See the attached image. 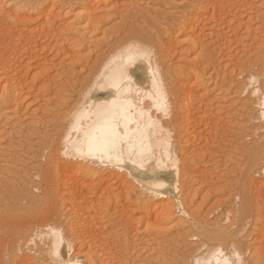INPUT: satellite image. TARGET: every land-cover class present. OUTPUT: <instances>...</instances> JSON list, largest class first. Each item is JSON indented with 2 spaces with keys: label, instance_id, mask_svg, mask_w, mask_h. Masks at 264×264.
I'll return each mask as SVG.
<instances>
[{
  "label": "rangeland",
  "instance_id": "rangeland-1",
  "mask_svg": "<svg viewBox=\"0 0 264 264\" xmlns=\"http://www.w3.org/2000/svg\"><path fill=\"white\" fill-rule=\"evenodd\" d=\"M17 1L0 0V12L10 9ZM52 5L49 18L46 17L43 23L40 20L29 21L26 26L30 27H26L25 31L16 30L18 37L14 33L15 37L12 38L15 39L12 42L17 44L14 43L16 45L14 46L19 47L15 48L17 52L14 49L16 54L14 52L13 55L12 50L9 52L13 55H11L12 63L10 64L12 68L9 67L12 71L9 84L11 83L10 91L12 89L17 93L13 92L15 97L12 93L9 94L10 96L6 94L8 101L3 99V103V94L0 90V110L6 108L1 112L4 113V121L0 120V210L11 208V202L20 199V194L28 189L32 195L40 192L34 187L35 183L43 181L44 174L39 171L43 168L47 169L53 157L60 156L58 151L52 150V140L68 127L71 114L75 113L79 107L81 108L80 105L87 100L89 89L96 76L102 71L103 65H106L104 63L109 61L112 55L115 56V52L117 54L126 49L128 44L141 42L143 46L145 44L148 49L152 50L150 60L153 55L155 59L152 58L151 62L156 61L160 67V70L158 67L159 74L160 76L163 74L164 85L172 103L171 107L178 108L180 117L183 114L181 118L186 120L184 122L180 118L184 123L180 122V119L178 122L181 125L184 124L182 128H187L183 134L179 124L180 131L183 132H180L182 135L179 136L187 144L188 157L193 156L189 158L193 172L187 177L189 178L187 180L191 181L189 184L192 183V185L184 199L187 203V212H190L191 214H188L193 218L189 219L187 215H182L181 218L179 215L171 221H166L161 218L162 216L157 217L163 212L159 208V212H156L158 215L147 217L148 220L147 215L142 213L143 211L135 209L133 203L135 195L126 197L125 193H122V178L121 181L116 180L120 184L115 182L114 178L111 182L107 180L106 184L110 182L107 188L104 183L103 186L83 190V194L81 190L77 191L75 192L77 200L74 198V201L77 206L83 205L80 207L86 215H83L82 211L80 214L87 222L86 228L90 225L88 222H91V228L96 224V228L95 226L92 228L94 231H91L90 227V232L89 228L85 231L87 234L89 232V237L93 235L94 238L90 240L88 237L87 239L84 233L88 241L93 243L103 238V242L106 240L108 243H114L117 239L121 246H125L121 247L117 243L116 245L103 243L107 246L111 245V250L108 247L109 251L113 250V253L118 254L117 259L114 257L115 254L108 251L110 255L107 254L106 257L109 259L114 257L115 260L113 258L114 261H111L104 257L103 259L108 260L105 259L106 264H113V262L114 264H119L118 262L120 264H187L182 259V254L189 246L194 245V241H198L197 232H202L206 228L207 231L210 229L209 232L213 230L230 233L236 228L233 223L234 214L242 218L245 216L243 210L246 213L250 209L240 207L243 216L237 207L238 183L245 172L247 162L264 155V129L254 131L255 128H252L255 125L257 127L261 122L264 124V121L247 122L250 108L247 106L248 102H245V100L248 101L247 97L238 93V80H241L245 74V68L243 75L241 74L244 66L246 70H258L264 73V0H95V2L94 0H48L39 9L52 7ZM25 13L27 12L21 13L23 14H20L21 16L18 15L20 16L19 22L24 20L26 23V17L29 15L25 16ZM216 33L222 35V39ZM215 39L221 40L216 41ZM212 54L213 59H209L210 63L206 58ZM10 55H8V60L11 61ZM133 69L138 72L142 71L139 75L141 80H146V76L150 75L142 63L136 64ZM222 71L229 73L230 83L223 79L227 73L220 76ZM221 78L223 80L220 83ZM227 86L232 89L229 90ZM227 89L229 91L225 93ZM10 91L8 88L6 93ZM11 95L13 101L10 103ZM239 95L241 97H238ZM5 113L10 117L6 119ZM168 115L170 114H167V117L164 115L162 120L164 119L165 124L167 122L166 125L169 126L172 118ZM49 149L54 155L50 154ZM260 177L257 174V178L260 179ZM115 178L118 179L117 176ZM50 179L53 180L51 175ZM51 183L53 181L50 180V184H45L49 192L56 188L52 186L51 189ZM102 187L106 188L104 192L101 190ZM108 187L110 189L112 187L114 191L109 190ZM92 189L93 192H91ZM95 189L100 192L98 193ZM263 189L253 188L249 192L250 197L252 196L250 207L252 205L255 209L251 207L254 211L252 216L249 210V213H246V215L250 214L249 218L244 217L246 219L244 223L247 222L246 225L249 226L247 231L249 230L248 233L251 235L243 238L246 244H251L253 250H256V255L261 257L259 264H264L262 254L264 253ZM72 194H67L65 198L75 197ZM40 198H42L41 202L45 199ZM41 202H39V208ZM24 204L23 200L22 205ZM233 211H235L234 214ZM228 216L230 219L227 218ZM108 219L113 220L114 223L108 222ZM111 233L114 235H112L113 242L109 241L112 237L109 236ZM105 234H108L106 239ZM243 235L246 234L243 233ZM120 236L121 243L119 242ZM96 237L98 240H95ZM97 245L98 242L93 246L97 248ZM112 245H115V249L119 246L120 249H117L121 251L114 250ZM122 250L123 252L125 250L126 258L122 256ZM119 255L123 261L119 259Z\"/></svg>",
  "mask_w": 264,
  "mask_h": 264
},
{
  "label": "bare ground",
  "instance_id": "bare-ground-1",
  "mask_svg": "<svg viewBox=\"0 0 264 264\" xmlns=\"http://www.w3.org/2000/svg\"><path fill=\"white\" fill-rule=\"evenodd\" d=\"M47 2H48V0H18L15 3V5L11 6L10 9L5 10L3 12H0V90L2 91V94H3V96H2V102L3 103H4L3 99L8 101L6 94L9 95L11 93L13 94V92H14V90L12 91V89L10 91V88H11L10 84L11 83L9 84V82L11 81L10 78H12V77H9L11 75L10 72H12V71H10V68H12V67H10V64L12 63L11 55L15 52L14 49L18 48L19 46L15 47L17 44H16V42H14L16 44L15 45L12 42L15 40V39L13 40L12 38H14L15 35L18 37V35L16 34L18 32L16 30H18V31L19 30H24V31L27 30L29 25L26 26V24H28L29 21L40 20L43 23L45 21L46 17L49 18L48 15L51 12L53 5H52V7H45L44 9L42 8V10L39 9V8H41V6H43ZM94 2H95V0H94ZM196 7H198V6H196ZM37 11L39 13H37ZM24 12H27V13H25V16H26V14L29 15V17L27 16L28 18L26 17V19H27L26 23L24 22V20L22 21L21 19L20 20L22 22L21 21L19 22V18L21 15L24 14ZM199 12H201V11H199ZM21 13H23V14H21ZM18 15H20V16L18 17ZM33 16H36V17L31 18ZM186 17H188V16H186ZM213 18H215V17H213ZM47 20H49V19H47ZM47 20H46V22H47ZM194 21H195V18H194ZM211 21H212V19H211ZM217 21H219V20H217ZM192 25H194V24H192ZM217 26H215V27L217 28ZM202 27H204V26H202ZM191 29L192 28H190V30ZM29 32H31V31H29ZM191 32H193V31H191ZM14 33H15V35H14ZM193 34H195V33H193ZM216 35H218L220 38L223 37L222 35H219V33H216ZM21 36H23L22 33H21ZM213 36H215V35H213ZM20 39H21V37H20ZM189 39H191V38H189ZM221 39H219V40L215 39V40L220 41ZM135 42H133V43H135ZM136 43L137 44H135V45H138L140 48H147L148 47L147 45H146L147 46L146 47L145 44H144V46H145L144 47L141 42L140 43L136 42ZM194 44H195V42H194ZM130 45H133V44H128L127 47L125 46L126 49L121 48V49H123L122 52L117 53V54L115 52V56L112 55L111 59L109 61H107L106 63H104L106 65H103L102 71L99 72V74L96 76L95 80L93 81L92 87H91V89H89L90 92L87 91L89 93L87 94V100L85 101L86 103L85 102L82 103V105L83 104H86V105L85 106L80 105L81 108L79 107L80 109L78 108L75 113L71 114L68 127L63 132L59 133V135L55 139L52 140V146H53L52 150L58 151L60 153V156L59 157L56 156L57 158L56 157L54 158L53 156H51V157H53L51 159V161H49L50 162L49 164H51V165H47L48 166V167H46L47 169L43 168L39 171V172L44 174L43 175L44 177L42 176L43 181H41L40 183L37 182V184L35 183L34 187L36 188V190H39L40 192L37 193L36 195H32L28 189V191H24L22 194H20V199L11 202V204H12L11 208L12 209L9 208L8 210H0V264H97L98 262H100V264H103V261H104V264H106L105 261L107 259L112 261L114 257L117 258L118 254L113 253L114 252L113 250H112V252L109 251L111 245H108V246L104 245L106 243L107 244L111 243V242L108 243L105 240L106 236L110 232H108V234H105V239H104L105 241L104 242L102 240L103 239L102 237H101L102 239H99V240H102V242L101 241L99 242L97 237L95 240H98V241H96V242L93 241V243H92V241H90L91 238H94L93 235H91L92 237L91 236L89 237L91 222H88L90 225L87 226L88 228L89 227L90 228L89 229L86 228L87 222L83 217V215L85 213L81 210V207H80L83 205L77 206L75 203L76 201H74V198L77 200L75 192H77V191L79 192L81 190L82 194H83V190L87 191V190H89V187H92V188L96 187L97 188V187L103 186L107 180L111 182V179H113V178L115 179L114 180L115 182L121 181V180L123 181V182H121V183H123L122 193H125L124 195H126V197L135 195L134 196L135 198L133 201V203L135 205V209L140 210V212L143 211L142 213H144V215H147L146 218L157 216L158 214H156V212L157 213L159 212V208H161V210L163 211L161 213H164V214L161 215V213H160L157 217L160 218L162 216L161 218L163 220L166 219V221H168V220L171 221V220L177 218V216H179V215L181 216V218L183 217L182 215H187L188 216L187 218H189V219L192 217V215H190L191 213L187 212V210H188L187 206H186L187 203L184 200L185 195L188 192V189H191V185H192V183H191V185L189 184L191 181L189 182L187 180L189 178H187V177L193 171H191V164H190V160H189V158L191 156L188 157L189 154L187 155V152H188L187 151V144L185 142H183L180 138L181 136H179L181 133H183L187 129V128L186 129L182 128L184 126V124L181 125V123L178 122V120L181 117H183V114H181V117H180L179 109L176 107H173V108L171 107L172 103L170 101L169 92L164 85L165 80L162 78L163 74L161 76L159 74L160 67L158 66V64H156V61L153 60L151 62L152 58H154V55L151 58V60H150V58H144V57L138 55L135 52V50L129 51L128 49H129ZM220 45L222 46L223 43ZM13 46H14V48H13ZM25 47H27V45ZM10 50H12L11 55L9 53V52H11ZM15 50L17 52V49H15ZM16 52L14 54H16ZM151 54H152V52H151ZM8 55H10L9 57L11 58V61H10V59L8 60ZM155 57H156V54H155ZM209 57L206 58V59H208V61H210L209 59H213V58H211V57H213V54ZM158 62H159V60H158ZM138 63L144 64L146 66V72L150 74V75L148 74L149 76H146V78H145L146 80H141L139 78V75H141L140 73L142 72L141 70H140L141 72L140 71L138 72L136 69L135 70L133 69V67ZM210 63H211V61H210ZM215 63H216V61H215ZM212 64H213V62H212ZM139 66L141 67V65H139ZM158 67H159V70H158ZM244 68H245L246 72L244 71ZM238 71L240 73V70H238ZM243 71L245 73L244 75L242 74ZM257 71L256 70L252 71L250 69L246 70L245 66L243 67V70L241 69V74L243 76H242L241 80H238V93L240 95L244 94L248 99V101L245 100V102H248L247 106L250 108L249 109L250 110L249 117H248V115L246 116L249 118V120H247V122H249V121L252 122V121L258 120V122L260 123V121H264V73L262 74L263 71H261V73H260V71H258V72ZM224 72L225 73H223V71L221 72L222 73L220 75L221 77L223 74L227 73L226 71H224ZM160 73H161V71H160ZM228 74L229 73H227L226 75L229 77ZM226 75H224L226 78L223 77V79L230 83V77L228 78ZM232 76H233V74H232ZM238 76H239V74H238ZM142 77H143V75H142ZM19 78L21 79V77H19ZM223 79L221 78L219 80L220 83H221V80H223ZM197 80H199V79H197ZM154 81L156 82V85H154ZM226 81H224V82H226ZM183 82H184V80H183ZM207 82H209V81H207ZM235 82L237 83V81H235ZM217 83H219V82H217ZM227 83H225V84H227ZM115 84L120 85V91L119 92H117V89L114 86ZM18 86H20V85H18ZM192 87H194V86H192ZM8 88H9L10 93L9 92L6 93ZM235 88H237V87L235 86ZM228 89H229V87H228ZM228 89H227V92H225V93H228V91L231 90L232 88L229 90ZM193 90H194V88H193ZM17 91H18V89H17ZM205 91H206V89H205ZM233 94L236 95L235 93H233ZM240 95L238 97H241ZM13 96H14V94H13ZM13 96L11 95V99L9 98L10 103H11V101H13L12 100ZM236 97H237V95H236ZM217 99L219 100V98H217ZM15 100H17V99L15 98ZM211 100H213V99H211ZM113 101L117 102V104L114 106V108H115V111L118 114H120L121 116L123 115V113L121 111V103L124 104L125 108H127L130 105V109L127 112V119L126 120L123 118L121 119V122H120L121 133L120 134H121V136L125 137L126 141H131V142L130 143L124 142L120 145L121 151L119 153V159L118 160L115 158V154H114V159L111 162L107 161V159H105L104 162H101V160L99 158H97L96 156H90V155L86 154L88 151L86 133L89 132L93 127H95L96 120H97V109H98V107L101 105L113 106ZM208 103H210V101ZM176 105H178V104H176ZM180 106H181V102H180ZM241 106H243V104H241ZM201 107H202V105H201ZM248 107H247V109H248ZM14 108H16V107H14ZM5 109L2 108L0 110V120H3V121H4V118H3L4 113H1V112L4 111ZM181 112H182V110H181ZM183 113H185V112H183ZM167 114H170L168 116L169 117L171 116V118H172L171 124L169 126L166 125L167 122L165 124V122L163 121L164 119L162 120V117L164 118ZM6 117H10V116L7 115V116H5V118ZM181 119L184 121L183 118H181ZM181 119L179 121L183 122ZM189 120H190V117H189ZM179 124L181 125V129L183 132L180 131V125ZM252 128H255L254 131L255 130L258 131V130L264 129V124H262V122H261V124H258L257 127L255 125ZM183 129H185V130H183ZM57 130L59 131V129H57ZM57 130H56V132H57ZM183 134H185V132ZM184 141H186V140H184ZM50 145H51V143H50ZM49 147H51V146H49ZM77 148H80L85 153V155L81 156V155L77 154L76 153ZM66 150H68V152H69L68 155H65ZM49 152H51V150ZM50 154L54 155L52 152ZM259 157L260 156H258V158H254L251 161L247 162L248 164H247L246 168L244 169L245 172H244V174H242L241 180L238 183L237 195L239 197V201L237 202V207L239 208V211H240V207L241 208L247 207L248 209L250 208L249 210L251 213V215L250 214L246 215L247 212L249 213V210H247L246 213H244V210H243V214L245 215L244 216L240 211V213L244 217H248L249 215L252 216V213L254 212L252 210V208H254V207L252 205H251L252 208L250 207V201H251L250 198L252 196L250 197L249 192L251 190H253V188H255V189L264 188V155L261 156L260 158ZM119 171L121 172L120 175H119ZM37 174H39V173L37 172ZM257 174L261 177L263 176V180H261V177H260V179H258ZM50 175H51V178H53V180L50 179ZM116 176L118 177L119 180L115 178ZM190 177H192V176H190ZM50 180H51V182L53 181V183H51L52 185L50 186L51 189H52V186L56 187L55 188L56 190L53 189V190H51L53 192L50 191L51 193L48 191L47 186L45 185L46 183L50 184ZM110 182L107 184H110ZM115 182H114V184H115ZM117 183H119V182H117ZM107 184L105 183L106 188H107ZM121 186H122V184H121ZM113 187H115V186L113 185ZM102 188L103 189H101V188L100 189L104 192L105 187H102ZM118 188H120V187H118ZM108 189L111 191H114V190H112V187H111V189L108 187ZM49 190H50V188H49ZM95 190L98 191V189H95ZM30 191H32V190H30ZM119 191L121 192L120 189H119ZM91 192H93V189L91 190ZM99 192L100 191H98V193ZM107 192H109V191H107ZM48 193H50V194H48ZM67 194L68 195L72 194V196L75 195V197L65 198V196ZM40 197H43V199L45 198L44 201L45 200L46 201H45L44 205H43L44 201L41 202L42 198H40ZM82 197L83 196L81 195V198ZM23 200L25 201L24 205H22ZM79 200H81V199H79ZM39 202H41L40 208H39ZM77 202H79V201H77ZM109 203H110V201H109ZM122 203H123V201H122ZM162 203H164V205H162ZM100 206H102V205L100 204ZM93 208H94V206H93ZM120 209H122V208H120ZM235 209H236V212H238L237 208H235ZM81 211L83 212V215L80 214V213H82ZM94 211H95V209H94ZM112 211H113V209H112ZM120 212L122 213V211H120ZM188 213H190V214H188ZM194 213H196V212H194ZM234 213H235V211H233V214ZM114 214H116V213H114ZM89 215H91V213ZM237 215H239V214H237ZM105 216H106V214H105ZM254 216L255 215H253V217ZM244 217H242V218H240V216L236 217V215L234 214V218H233L234 222L233 223L236 225V228H234V230L231 231L230 233L229 232L220 233V232H216V231L214 232L213 230H212V232H209L210 231L209 228H208L209 229L208 231L206 230V228H204L205 230L201 229V230H203L202 232L196 233L197 238H199L198 241H196V242L194 241V243L192 242L194 245L189 246L187 251H184V253L182 254L183 255L182 259L184 260V262L187 264L188 263L189 264H198V262H199V264H218V262H219V264H224V261L227 260V261H229V264H259L261 257L259 258L258 257L259 255H256V250H253L254 248L252 247V245L246 244L247 242H246V240H244L245 237L251 235V233L250 234L248 233L249 230L247 231L249 226L247 227V225H246L247 222L244 223V219H245ZM106 218H108V217L106 216ZM227 218L230 219V216H228ZM162 219H160V220H162ZM184 219H185V217H184ZM253 219H255V218H253ZM90 220H92V219H90ZM127 220H129V219H127ZM109 221H111V220L108 219V222ZM184 221L186 223V219ZM192 221H195V220H192ZM108 222H107V224H108ZM111 222L114 223L113 220ZM156 222L158 223L157 220H156ZM93 224H95V223H93ZM123 224H124V222H123ZM137 224H138V222H137ZM130 225H132V224H130ZM94 226L93 227L96 228V224ZM92 228H91V231H94V230H92ZM86 229L89 230L88 234L85 233V231H87ZM181 229H183V228H181ZM108 231H110V230H108ZM84 233L86 234L87 239L90 238V240H89L90 242L85 238ZM91 233H93V232H91ZM106 233H107V231H106ZM243 233H245L246 235H243ZM101 234H103V233H101ZM112 235L113 234L111 233L109 236L111 237ZM120 235H122V233H120ZM109 236L107 238H109ZM113 236L111 237V239L109 241H112L114 239ZM98 237H100V236H98ZM259 239H260V237H259ZM121 241L122 240H121V236H120L119 242L121 243ZM261 241H259V242H261ZM97 242H98V245L96 248L93 245H94V243L97 244ZM91 243H92V245H91ZM115 243L119 244L117 242V239L114 243H111V244H115ZM123 243H125V242H123ZM115 245H112L114 247V250L119 248V246H118L115 249ZM123 246H121V247H123ZM108 247H109V249H108ZM119 249H117V250H119ZM108 251H109V253L111 252L113 255L115 254L116 256H114L112 258L113 255L111 254L112 259H109V257L107 258L106 256L110 255V254H108ZM119 251H121V250H119ZM116 252L118 253V251H116ZM122 252H123V250H122ZM124 252H125V250H124ZM124 252L122 255L123 257L126 255V254H124ZM119 254H121V252ZM262 254L264 255V253H262ZM102 255H104V256L102 257ZM263 255H262V257H263ZM120 256L121 255H119V259L121 258V260H122L123 258ZM126 256H125V258H126ZM104 257H106L107 259L106 258H105L106 260L103 259ZM125 258H124V262H126ZM114 260H115V258H114ZM117 261H115V262L117 263ZM255 261L256 262L258 261V262L255 263ZM107 263H110V262H107ZM118 263L120 264V262H118ZM113 264H114V262H113ZM182 264H184V263H182Z\"/></svg>",
  "mask_w": 264,
  "mask_h": 264
},
{
  "label": "snow or ice",
  "instance_id": "snow-or-ice-1",
  "mask_svg": "<svg viewBox=\"0 0 264 264\" xmlns=\"http://www.w3.org/2000/svg\"><path fill=\"white\" fill-rule=\"evenodd\" d=\"M129 51L135 50V52L144 57H151V50L147 48H140L138 45H130ZM154 85L156 82L154 81ZM117 89V92L120 91V85H114ZM117 104L116 101H113V106L101 105L97 109V120L95 127H93L89 132L86 133L87 139V155L96 156L104 162L105 159L111 162L115 158L119 159V153L121 151L120 145L126 141L124 136H121L120 122L121 119H127V112L130 109V105L125 108L124 104L121 103V111L123 115L121 116L115 111L114 106ZM76 153L83 156L85 153L80 149H76ZM69 152L66 150L65 155H68ZM199 264V262H198ZM219 264V262H218ZM224 264H229V261L225 260Z\"/></svg>",
  "mask_w": 264,
  "mask_h": 264
}]
</instances>
